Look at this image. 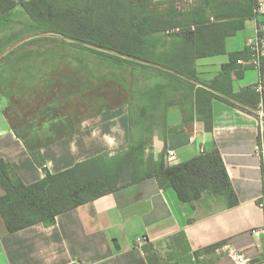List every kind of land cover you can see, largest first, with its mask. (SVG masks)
Returning a JSON list of instances; mask_svg holds the SVG:
<instances>
[{"label":"trees","instance_id":"trees-1","mask_svg":"<svg viewBox=\"0 0 264 264\" xmlns=\"http://www.w3.org/2000/svg\"><path fill=\"white\" fill-rule=\"evenodd\" d=\"M68 1L30 0L22 1L21 6L30 17L35 32L62 33L148 64L55 36L32 38V43L61 40L100 57L116 69L131 70L127 75L128 83L124 72L114 78L130 92L128 100L118 105L129 107L130 143L114 155H99L56 174L48 172L44 179L30 185L13 176L8 164L0 159V188L5 191L0 198V214L8 232L14 234L41 223L52 226L61 214L150 178H155L161 189H173L184 204L211 195L229 208L238 206V196L218 148L173 166L166 162V152L155 160L146 154V149L154 127L166 125L168 109L174 106H192L186 121L196 118L204 123L208 133L214 129L215 100L245 110L235 102L238 101L264 112V95L258 94L254 87L238 93L233 91L232 72L239 67V60L250 58L249 48L229 54L230 62L210 81L200 77L197 64L199 59L226 54V39L243 30L248 19L258 18V0H199L186 12L177 9L175 0H168V7L163 10H159L153 0H76L74 7L58 5ZM15 6L12 0H0V13L5 15ZM23 49L24 46L19 45L11 50L0 58V64L6 60L7 66H12L9 62L16 60L15 56ZM259 72L264 80V58ZM137 74L148 77L150 83L140 85ZM6 80L8 78L0 79V83ZM118 106L113 105L108 110ZM4 114L10 121L7 110ZM69 123L68 120L55 122L50 139L45 143L31 132L24 137L11 125L40 166L43 147L76 132ZM262 143L264 131L258 139V145ZM262 165L264 175V158ZM144 251L149 254L153 246L147 244Z\"/></svg>","mask_w":264,"mask_h":264},{"label":"crops","instance_id":"crops-1","mask_svg":"<svg viewBox=\"0 0 264 264\" xmlns=\"http://www.w3.org/2000/svg\"><path fill=\"white\" fill-rule=\"evenodd\" d=\"M258 4V18L248 19L243 30L226 39V54L198 60L202 79H214L230 62L229 54L248 49L258 23L264 25V0ZM238 66L232 72L234 92L260 83L258 70ZM192 109L169 108L166 125L154 127L146 154L158 160L175 150L173 166L194 159L202 150L218 148L238 206L229 208L211 195L184 204L173 189H161L150 178L61 214L52 226L41 223L10 234L0 214V264H264V211L258 206L264 195L258 151L264 121L258 113L215 100L214 129L208 133L196 118L186 121ZM4 110L0 102V159L26 185L44 179L48 172L56 174L99 155H114L130 143L129 107L123 104L82 119L72 136L43 147L39 166ZM4 195L0 188V198ZM254 229L262 231L253 234ZM147 244L153 246L149 254L144 251ZM208 248L213 249L205 252Z\"/></svg>","mask_w":264,"mask_h":264},{"label":"rangeland","instance_id":"rangeland-1","mask_svg":"<svg viewBox=\"0 0 264 264\" xmlns=\"http://www.w3.org/2000/svg\"><path fill=\"white\" fill-rule=\"evenodd\" d=\"M12 1L16 6L5 15L0 13V54L39 33L35 32L30 17L21 6L22 1L30 0ZM153 2L159 10L168 7V0ZM198 2L175 0V6L179 11L186 12ZM7 4L11 5V2ZM58 5L74 7L76 0L59 2ZM32 40L28 39L22 44L24 49L21 54L9 62L12 66L8 67L6 60L0 64V79L8 78L0 83V102L7 110L12 125L24 137L27 138L31 132L38 135L40 142H48L55 122L68 120L76 131L82 119L95 117L109 107L128 100L130 92L123 83H116L114 78L124 72L128 83L129 68H125V71L116 69L100 57L61 40L47 39L35 43ZM136 80L140 85L151 81L140 74H137Z\"/></svg>","mask_w":264,"mask_h":264},{"label":"built area","instance_id":"built-area-1","mask_svg":"<svg viewBox=\"0 0 264 264\" xmlns=\"http://www.w3.org/2000/svg\"><path fill=\"white\" fill-rule=\"evenodd\" d=\"M259 13V9L257 11ZM212 21L214 19L212 18ZM248 48L250 50V58L248 60H239L238 65H240L242 68H253L256 70H260L261 68V62L262 59L264 58V25L263 24H258L257 28V34L254 38L249 40L248 42ZM255 91L258 94L263 95L264 94V80H261L259 84L254 86ZM261 117V120L264 121V112L261 111L258 113ZM204 150H202L203 152ZM258 151L260 153V156L264 158V143L258 145ZM177 154L175 150H168L166 154V162L171 165L176 161ZM259 208H261L264 211V195L258 202ZM261 229H254L252 231L253 234H259L261 233Z\"/></svg>","mask_w":264,"mask_h":264},{"label":"water","instance_id":"water-1","mask_svg":"<svg viewBox=\"0 0 264 264\" xmlns=\"http://www.w3.org/2000/svg\"><path fill=\"white\" fill-rule=\"evenodd\" d=\"M42 36H55V37H59V38L64 39L65 41L70 42V43H80V44H83L84 46H87V47H89V48L96 49V50L101 51V52H106V53H110V54H115V55H118V56H120V57H122V58H124V59L136 60V61L141 62V63H143V64H148L147 62H144V61L138 60V59H136V58H133V57H130V56H127V55H123V54H121V53H119V52H117V51L109 50V49H105V48L98 47V46H95V45H92V44H88V43H84V42H82V41H79V40H76V39L69 38V37L65 36L64 34H62V33H57V32H45V33H39V34H36V35L29 36V37L23 39L22 41L18 42L17 44L11 46V47L8 48L5 52L1 53V54H0V58H2L3 56H5L8 52H10L11 50L15 49V48L18 47L19 45L23 44V43H24L25 41H27L28 39H32V38H36V37H42ZM199 84H200L201 86H203V87H206V88L210 89L211 91H213V92H215V93H217V94H219V95H222V96H224V97H226V98H228V99H231V98L225 96L224 94H222V93H220V92H218V91H215V90H213V89L207 87L206 85H204V84H202V83H199ZM231 100H232V99H231ZM234 101H235V100H234ZM235 102H236L237 104L243 106V107L246 108V109H249V110L255 111L256 113H260V112H261V110L253 109V108H251V107H249V106H247V105H244V104H242V103H240V102H238V101H235Z\"/></svg>","mask_w":264,"mask_h":264}]
</instances>
